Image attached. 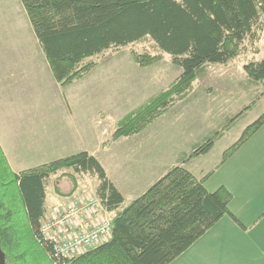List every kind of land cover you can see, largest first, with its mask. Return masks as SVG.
<instances>
[{"label":"trees","instance_id":"16d2710c","mask_svg":"<svg viewBox=\"0 0 264 264\" xmlns=\"http://www.w3.org/2000/svg\"><path fill=\"white\" fill-rule=\"evenodd\" d=\"M55 79L67 86L84 78L108 51L153 40L158 53L131 50L145 68L170 56L181 68L163 91L126 114L111 141L137 135L178 102L186 100L194 81L209 64H227L242 54L259 52L264 33V0H21ZM100 63V61H99ZM245 70L264 81V57ZM264 113L225 151L226 160L262 124ZM213 137L190 157L208 153ZM96 174L95 195L112 213V237L68 264H169L224 215L232 194L205 187L209 174L198 178L185 165L172 166L144 193L126 201L99 159L82 151L15 172L0 145V245L11 264H57L55 252L41 237L47 185L52 176L69 179L72 195L78 176ZM240 223V222H239ZM241 224V223H240Z\"/></svg>","mask_w":264,"mask_h":264},{"label":"crops","instance_id":"0c3cea01","mask_svg":"<svg viewBox=\"0 0 264 264\" xmlns=\"http://www.w3.org/2000/svg\"><path fill=\"white\" fill-rule=\"evenodd\" d=\"M14 1L17 21H21L20 27L25 30L16 34L15 44L11 40L7 49L0 45V85H3L0 89V145L12 170L18 173L88 151L99 159L110 180L125 200L130 201L144 193L172 166L186 159L183 164L196 177L209 174L205 180L208 191L225 187L232 194L229 209L241 224L232 216L224 215L169 264H264V123L224 161L221 156L214 164L203 163L214 146L208 153L194 158H188L191 150L182 152L179 159L173 161H167L164 154H154V150L153 154L146 153L147 157H154L143 160L141 153H127L125 177L116 175L115 170L109 173L98 156L102 142L98 118L102 115L108 121L116 115L118 105L112 102L117 88L111 82L105 84L88 78L99 65L87 78L61 86L22 1ZM11 75L17 81H11ZM105 79L111 78L107 74ZM44 84L49 88H40ZM107 103L110 107H105ZM29 106L34 111H17ZM130 137L133 136L116 140L109 148ZM156 148L161 149L159 145Z\"/></svg>","mask_w":264,"mask_h":264},{"label":"rangeland","instance_id":"374dc122","mask_svg":"<svg viewBox=\"0 0 264 264\" xmlns=\"http://www.w3.org/2000/svg\"><path fill=\"white\" fill-rule=\"evenodd\" d=\"M17 14L14 0H0V45L4 49L8 48L11 40L15 44L16 34L25 30V27H20L21 21H17L19 17ZM132 49L136 51L148 50L152 53L159 52L153 40L146 38L133 45L106 52L107 55L98 60L99 68L96 72H92L90 76L87 74L92 81L97 79L105 84L111 82L117 88V93L114 96L116 98H113L114 102H112L115 106L118 105L116 115L109 118L108 121L102 115L98 118V125L102 132L101 151L98 156L102 158L109 173L115 170L116 175L126 176L124 159L127 153H141L140 159L143 160L154 157H147L146 153L153 154L155 150L154 154H164L167 161H173L178 160V156L182 152L191 150L189 153L191 155L194 151L193 148L203 144L211 137L215 139L214 150L210 156L204 158L205 162L203 163L205 165L214 164L218 158L221 156L223 158L225 151L235 144L246 128L264 112V81L253 80L244 67L250 60L264 57L263 33L259 42V52L254 53L250 50L227 64L207 65L205 71L194 81L186 100L178 102L143 132L127 138L120 145L109 148L116 142V140L111 141V137L119 120L147 102L152 96L166 89L181 73V68L171 63L169 55H165L164 59L151 66L141 68L133 59ZM107 74L111 78L109 81L105 79ZM87 76L85 77L87 78ZM10 80L17 81L13 75ZM105 87L108 89V86ZM40 88L47 89L49 87L44 84ZM0 89H3V85H0ZM51 95L52 93L49 98ZM17 100L20 101L18 96ZM19 106L20 104H16V107ZM243 106H246L245 109ZM105 107H110L109 103ZM17 111L30 113L34 110H31L29 106ZM241 111L242 114L238 116L237 114ZM220 136L222 138L218 140ZM158 145L161 149L156 148ZM105 148L106 150H102ZM200 161L202 162V160ZM184 162L181 164L184 165ZM119 163L121 165L118 166ZM98 184L99 178L96 174L79 175L78 188L72 195L66 196L61 192L67 193L70 190L71 181L69 179L57 181V176H52L47 185L45 214H49L55 206L70 202L79 195L95 194ZM103 214L109 220L113 215L104 210Z\"/></svg>","mask_w":264,"mask_h":264},{"label":"built area","instance_id":"2783aa9c","mask_svg":"<svg viewBox=\"0 0 264 264\" xmlns=\"http://www.w3.org/2000/svg\"><path fill=\"white\" fill-rule=\"evenodd\" d=\"M39 230L42 239L52 246L57 264H68L72 258L108 241L113 233L100 199L92 193L52 208L40 220Z\"/></svg>","mask_w":264,"mask_h":264},{"label":"water","instance_id":"95a60500","mask_svg":"<svg viewBox=\"0 0 264 264\" xmlns=\"http://www.w3.org/2000/svg\"><path fill=\"white\" fill-rule=\"evenodd\" d=\"M0 264H11L6 261V254L0 245Z\"/></svg>","mask_w":264,"mask_h":264}]
</instances>
